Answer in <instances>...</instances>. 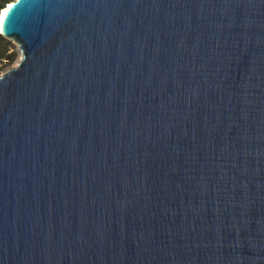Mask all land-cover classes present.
I'll return each mask as SVG.
<instances>
[{
    "label": "water",
    "instance_id": "obj_1",
    "mask_svg": "<svg viewBox=\"0 0 264 264\" xmlns=\"http://www.w3.org/2000/svg\"><path fill=\"white\" fill-rule=\"evenodd\" d=\"M0 264H264V0H10Z\"/></svg>",
    "mask_w": 264,
    "mask_h": 264
},
{
    "label": "rangeland",
    "instance_id": "obj_2",
    "mask_svg": "<svg viewBox=\"0 0 264 264\" xmlns=\"http://www.w3.org/2000/svg\"><path fill=\"white\" fill-rule=\"evenodd\" d=\"M9 1L10 0H8L7 2H9ZM7 2L5 3V5L7 4ZM1 10L2 9H0V12H1ZM7 46H9L10 49H11V47H14L18 51L17 58L11 64H7L6 61L3 59V54L8 52V50L4 51V48ZM20 56H21V52L17 46V43L13 39L7 38L5 36H3V38L0 37V74H2L9 67L15 65L18 62V60L20 59Z\"/></svg>",
    "mask_w": 264,
    "mask_h": 264
},
{
    "label": "trees",
    "instance_id": "obj_3",
    "mask_svg": "<svg viewBox=\"0 0 264 264\" xmlns=\"http://www.w3.org/2000/svg\"><path fill=\"white\" fill-rule=\"evenodd\" d=\"M8 0H0V9L2 6L5 5V3ZM0 37L3 38L2 34L0 33ZM6 53L3 54V59L6 61L7 64H11L18 56V51L14 47L7 46L4 48V51H7Z\"/></svg>",
    "mask_w": 264,
    "mask_h": 264
},
{
    "label": "bare ground",
    "instance_id": "obj_4",
    "mask_svg": "<svg viewBox=\"0 0 264 264\" xmlns=\"http://www.w3.org/2000/svg\"><path fill=\"white\" fill-rule=\"evenodd\" d=\"M4 9H5V8H2V10H1V11H2V13H3ZM0 13H1V12H0Z\"/></svg>",
    "mask_w": 264,
    "mask_h": 264
}]
</instances>
